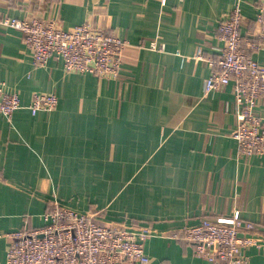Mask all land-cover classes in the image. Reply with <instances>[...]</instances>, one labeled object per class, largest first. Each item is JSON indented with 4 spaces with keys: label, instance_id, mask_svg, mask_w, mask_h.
<instances>
[{
    "label": "crops",
    "instance_id": "1",
    "mask_svg": "<svg viewBox=\"0 0 264 264\" xmlns=\"http://www.w3.org/2000/svg\"><path fill=\"white\" fill-rule=\"evenodd\" d=\"M256 1L0 0L3 14L55 16L64 27L92 18L129 43L118 76L101 79L54 58L35 66L21 32L0 27V81L20 98L10 119L0 116V264L11 232L42 227L56 204L148 226L145 264H209L183 228L244 218L260 244L248 264H264V154H239L232 80L205 94L211 66L194 58L220 56L217 26L236 2L243 34L254 33ZM243 47L264 64V49ZM34 92H54L56 108L32 113Z\"/></svg>",
    "mask_w": 264,
    "mask_h": 264
},
{
    "label": "built area",
    "instance_id": "2",
    "mask_svg": "<svg viewBox=\"0 0 264 264\" xmlns=\"http://www.w3.org/2000/svg\"><path fill=\"white\" fill-rule=\"evenodd\" d=\"M254 8L258 24L254 33L243 34V15L236 2L217 26V35L223 42L220 56L206 57L201 49L194 56L211 66L203 85L205 94L232 80L236 119L231 136L237 141L239 154L246 156L264 154V110L255 108L258 99L264 97V64L243 47L264 49V0H257ZM0 27L21 32L35 66H43L54 58L62 62L67 72L89 73L101 79L118 76L122 52L129 44L117 30L101 28L92 18L64 27L55 16L45 19L29 12L17 17L0 12ZM157 46L156 37L148 42L149 48ZM57 103L54 92H34L29 108L32 113L52 111ZM19 106L18 93L7 90L0 81V116L10 119ZM98 212L53 205L45 212L46 223L42 227L26 226L11 232L13 240L4 264L147 263L145 240L151 234L150 228L102 224ZM182 237L209 264H248V248L260 245L256 223L237 217L227 222L203 217L198 223L186 225Z\"/></svg>",
    "mask_w": 264,
    "mask_h": 264
},
{
    "label": "trees",
    "instance_id": "3",
    "mask_svg": "<svg viewBox=\"0 0 264 264\" xmlns=\"http://www.w3.org/2000/svg\"><path fill=\"white\" fill-rule=\"evenodd\" d=\"M100 222V221H99Z\"/></svg>",
    "mask_w": 264,
    "mask_h": 264
}]
</instances>
